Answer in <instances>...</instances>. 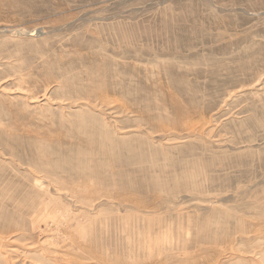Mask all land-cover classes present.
I'll use <instances>...</instances> for the list:
<instances>
[{"label": "rangeland", "instance_id": "1", "mask_svg": "<svg viewBox=\"0 0 264 264\" xmlns=\"http://www.w3.org/2000/svg\"><path fill=\"white\" fill-rule=\"evenodd\" d=\"M0 264H264V0H0Z\"/></svg>", "mask_w": 264, "mask_h": 264}]
</instances>
